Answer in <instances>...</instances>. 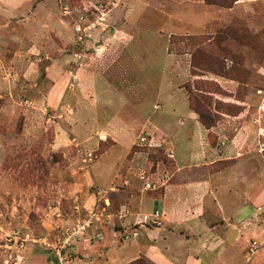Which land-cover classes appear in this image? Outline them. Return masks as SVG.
<instances>
[{
    "label": "rangeland",
    "instance_id": "374dc122",
    "mask_svg": "<svg viewBox=\"0 0 264 264\" xmlns=\"http://www.w3.org/2000/svg\"><path fill=\"white\" fill-rule=\"evenodd\" d=\"M192 86L217 123L264 128V0H0V264H55L49 244L96 211L68 251L90 259L82 248L121 209L120 178L108 190L96 176L108 183L134 149L148 161L139 188L160 187L166 148L140 138L177 134ZM122 118L134 137L119 132Z\"/></svg>",
    "mask_w": 264,
    "mask_h": 264
},
{
    "label": "crops",
    "instance_id": "0c3cea01",
    "mask_svg": "<svg viewBox=\"0 0 264 264\" xmlns=\"http://www.w3.org/2000/svg\"><path fill=\"white\" fill-rule=\"evenodd\" d=\"M59 92L55 83L46 98L56 104ZM129 117L128 125L133 126L136 118ZM178 122L177 134L145 129L151 138L141 136L149 145L166 148L165 163L153 171L163 179L160 187L139 188L138 176L148 164L141 151L110 173L108 183L103 184L96 171L101 189L109 190L120 178L113 196L121 209L105 221L114 229L91 248H82L90 257L83 264H104L108 257L106 264H128L141 256L154 264H264V141L258 133L264 128L229 116L207 129L188 101ZM117 124L123 125L119 132L134 137L124 118ZM136 125L145 128L140 120ZM210 132L216 134V145L209 142ZM217 163L223 165L215 168ZM145 216L158 217L162 225H145ZM250 237H260L263 245L255 259L245 263Z\"/></svg>",
    "mask_w": 264,
    "mask_h": 264
},
{
    "label": "built area",
    "instance_id": "2783aa9c",
    "mask_svg": "<svg viewBox=\"0 0 264 264\" xmlns=\"http://www.w3.org/2000/svg\"><path fill=\"white\" fill-rule=\"evenodd\" d=\"M146 139L144 137L141 138V141L144 142ZM145 189L155 188L153 184L150 182L144 183ZM96 211H90L85 219L78 222L71 228L66 229L61 237H58L55 243L49 244L50 249L54 252V258L57 259L56 264H82L80 261L74 260L75 258L70 257L68 254L69 248L78 242L79 240H85V234L90 227V224L93 223L95 217L97 216ZM144 224H153V225H161V220L158 217H150L145 216L143 221ZM135 234V233H133ZM97 238L102 239V235H97ZM127 238V237H126ZM262 244L257 240H252L249 242L247 248V261L252 257L257 255L261 250Z\"/></svg>",
    "mask_w": 264,
    "mask_h": 264
},
{
    "label": "trees",
    "instance_id": "16d2710c",
    "mask_svg": "<svg viewBox=\"0 0 264 264\" xmlns=\"http://www.w3.org/2000/svg\"><path fill=\"white\" fill-rule=\"evenodd\" d=\"M205 55H206L205 60L208 59V56H211L209 54V50H207L205 52ZM191 66L193 68L196 67L193 57L191 59ZM192 88H194V89H192ZM185 89H186V92L188 95V102H189L190 109L193 110L197 114L198 120L200 121V123L207 129H211L212 127L216 126V124L219 120V117L214 115V113H211L210 111H208L209 108L207 107V102H206L205 98L203 96L199 95L198 93H196L195 86L185 87ZM210 133H213V132H210ZM210 133L208 134V136L210 135ZM216 139H217V137H216ZM213 145H216V144H213ZM160 151L162 152V150H160ZM133 152H136V150L133 149ZM154 157H155V155L150 156V158H154ZM158 160H160V159H158ZM222 165H223V163H217L214 167L217 168V167H220ZM144 263L154 264L151 260H149L143 256L129 262L128 264H144Z\"/></svg>",
    "mask_w": 264,
    "mask_h": 264
},
{
    "label": "water",
    "instance_id": "95a60500",
    "mask_svg": "<svg viewBox=\"0 0 264 264\" xmlns=\"http://www.w3.org/2000/svg\"><path fill=\"white\" fill-rule=\"evenodd\" d=\"M55 264L57 263V259H54Z\"/></svg>",
    "mask_w": 264,
    "mask_h": 264
}]
</instances>
